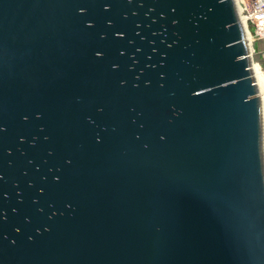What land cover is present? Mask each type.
<instances>
[{"label":"water","instance_id":"water-1","mask_svg":"<svg viewBox=\"0 0 264 264\" xmlns=\"http://www.w3.org/2000/svg\"><path fill=\"white\" fill-rule=\"evenodd\" d=\"M234 0H0V264H264V119Z\"/></svg>","mask_w":264,"mask_h":264},{"label":"built area","instance_id":"built-area-1","mask_svg":"<svg viewBox=\"0 0 264 264\" xmlns=\"http://www.w3.org/2000/svg\"><path fill=\"white\" fill-rule=\"evenodd\" d=\"M240 21L252 35L253 53L251 59L259 49V41H264V0H234ZM264 67L263 62H259Z\"/></svg>","mask_w":264,"mask_h":264},{"label":"bare ground","instance_id":"bare-ground-1","mask_svg":"<svg viewBox=\"0 0 264 264\" xmlns=\"http://www.w3.org/2000/svg\"><path fill=\"white\" fill-rule=\"evenodd\" d=\"M246 40L248 42V46L250 48V53H253V44H252V35L250 34L249 30L246 29ZM252 70L253 75L255 77L259 97L262 102V114L264 119V67L261 64L255 61L254 57L252 58Z\"/></svg>","mask_w":264,"mask_h":264},{"label":"rangeland","instance_id":"rangeland-1","mask_svg":"<svg viewBox=\"0 0 264 264\" xmlns=\"http://www.w3.org/2000/svg\"><path fill=\"white\" fill-rule=\"evenodd\" d=\"M259 49L256 54L253 55L255 61L264 63V41H259ZM264 70V69H263Z\"/></svg>","mask_w":264,"mask_h":264}]
</instances>
